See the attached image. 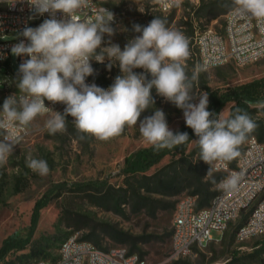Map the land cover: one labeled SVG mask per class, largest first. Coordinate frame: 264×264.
Returning <instances> with one entry per match:
<instances>
[{
	"label": "rangeland",
	"instance_id": "1",
	"mask_svg": "<svg viewBox=\"0 0 264 264\" xmlns=\"http://www.w3.org/2000/svg\"><path fill=\"white\" fill-rule=\"evenodd\" d=\"M108 3L118 14L119 22L112 26L115 30L112 37L104 35L105 44L102 46H106V42L111 40L123 50L130 40L141 35L135 32L134 25L146 27L155 17L164 19L168 27L184 33L189 40V56L184 61L185 71L189 77L194 73L197 74V79L193 81L194 95L205 92L201 87V81L213 89H225L264 76V58L243 66L227 64L197 71L201 66L195 38L192 39L189 35L194 31L195 37L197 32L209 29L222 32L226 16L224 14L218 19L210 20L209 17L199 13L201 0H182L178 7L166 14L160 13L155 8L153 0H108ZM2 6L3 4H0V7ZM95 63L97 62L93 60V64ZM103 63L106 64L105 70L108 72L106 76L113 82L117 76L122 75L118 62L110 70L107 68L109 61L106 59ZM9 70L11 78L5 81V74ZM133 71L139 74L143 73L144 69L137 68ZM98 72L96 70L94 74H99ZM18 75V58L12 54L9 63H0V115L6 98L21 94L16 86ZM147 76L148 79L152 78L150 74ZM151 96L154 105H150L149 109L141 113L140 120L153 115L156 109H161L166 114L170 130L177 131L185 123L183 110L159 96L155 88L151 90ZM192 102L198 103V97ZM254 106L258 107V104ZM230 107L231 103H228L223 108L220 118L228 117ZM255 116L264 118V112L259 111ZM47 119L49 118L41 117L31 122L28 125L29 132L14 147L13 155L8 158L6 164L0 166V247L8 237H27L33 225L37 202L47 195L49 199V202L38 212L33 236L27 248L9 255L8 258L13 259L18 255L28 254L29 257L25 258L26 264L37 258L55 260L61 242L68 236L75 235L82 238L90 231V226L99 229L113 226L128 233L129 237L126 238L129 240L116 242L101 232L102 247L99 248L124 246L131 252L132 247L136 245L135 253L151 264L264 263V234L246 240H238L234 235L235 226L248 211L225 232L222 240V232L213 230V238L220 241L211 242L203 248H195L186 258L175 259L170 257L175 208L165 207L155 216H151L145 210L134 213L129 205H124L125 213L117 214L95 206L81 195L69 191L73 184L90 181H107L117 187L123 185L125 175L122 170L126 157L151 146L139 131V120L136 126H126L121 135L102 141L78 132L71 116L66 118L65 131L50 134L45 127ZM81 135L84 136L83 139H80ZM0 140H2L1 133ZM245 144L244 141L240 147L244 148ZM195 145L196 141L190 143L188 153H193ZM29 156L47 161L49 173L41 176L33 172L27 166ZM194 159H197V155ZM171 160L172 156H166L146 173H154ZM212 174L223 173L213 168L206 179H212ZM214 189H218V185ZM190 191L166 200L177 205L182 196L190 195ZM77 226L86 228L78 230ZM32 250L34 253L41 252V255L30 256ZM16 264L23 263L16 262Z\"/></svg>",
	"mask_w": 264,
	"mask_h": 264
},
{
	"label": "clouds",
	"instance_id": "2",
	"mask_svg": "<svg viewBox=\"0 0 264 264\" xmlns=\"http://www.w3.org/2000/svg\"><path fill=\"white\" fill-rule=\"evenodd\" d=\"M35 11L49 13L38 27H27L21 40L14 45V56H27L19 66L16 86L21 95H12L4 100L3 118L0 129L6 134L0 140V166L7 163L19 144L20 131L37 116L49 115L45 127L50 134L66 130L67 117L71 116L78 132L106 141L122 134L126 126H136L145 141L155 150L184 144L189 141L188 133H173L166 114L156 109L154 114L140 120L141 113L154 105L151 90L177 108L183 110L186 125L191 128L200 147V159L210 165L221 164L240 155L239 146L248 134L257 128L255 120L240 108L233 117L220 118L207 110L208 93H192L194 73L186 74L184 61L189 56V40L183 32L166 25V21L155 17L146 27L134 25L141 35L130 40L121 50L111 40L103 37L115 34L111 26L114 14L105 9L95 21H79L75 17L78 9L88 0H29ZM234 16L254 18L259 30L264 33V0H232ZM180 5V0H175ZM62 12L70 19L57 20L56 13ZM108 60L110 70L117 62L122 75L115 78L107 89L96 84H86V77L94 74L91 61L103 63ZM144 69L135 73L133 69ZM200 68L197 71H203ZM147 74L151 75L148 79ZM198 97V103L192 101ZM45 99L66 105L63 114L45 105ZM264 108V102L258 104ZM216 118H213V117ZM84 136L81 135L80 139ZM27 166L41 176L49 173L47 161L29 156ZM240 177L232 174L220 182L224 189L235 188Z\"/></svg>",
	"mask_w": 264,
	"mask_h": 264
},
{
	"label": "built area",
	"instance_id": "3",
	"mask_svg": "<svg viewBox=\"0 0 264 264\" xmlns=\"http://www.w3.org/2000/svg\"><path fill=\"white\" fill-rule=\"evenodd\" d=\"M0 4H3L0 7V63L7 64L11 61V49L14 45L21 40L25 44L29 43L21 35L23 30L27 27L36 28L51 16L49 13L38 14L29 0H0ZM153 4L163 14L176 7L175 0H153ZM105 9L114 14L111 26L118 24L119 16L108 0H88L85 6L77 10L75 17L81 22L95 21L98 15L104 14ZM55 18L70 19L62 12H57ZM195 45L200 66L205 70L227 64L243 66L264 58V33L259 30L257 21L254 18L234 16L231 10L225 16L222 32L212 29L197 32ZM17 58L19 66L28 59L27 56ZM91 64L93 67V60ZM5 76V81L9 80L11 71L6 72ZM85 82L98 86L92 76L86 77ZM45 105L61 114L66 107L63 103H53L46 99ZM41 117L49 118V115L37 116L34 120ZM0 118H3V112ZM28 132V126L20 131V141ZM0 133L3 140L6 130L0 129ZM212 165L214 170L224 174L222 180L238 174V184L232 189H224L219 184L210 205L204 208L197 207L195 196L184 195L180 198L173 219L171 258H186L195 248H203L211 242L220 241L213 238V230L222 232V240L225 232L247 211L250 213L246 221L236 229L237 239L246 240L264 234V143L252 136L238 156L235 166L227 161L221 164L214 162ZM29 264L151 263L124 246L102 249L90 241L71 235L61 242L57 259L37 258Z\"/></svg>",
	"mask_w": 264,
	"mask_h": 264
},
{
	"label": "trees",
	"instance_id": "4",
	"mask_svg": "<svg viewBox=\"0 0 264 264\" xmlns=\"http://www.w3.org/2000/svg\"><path fill=\"white\" fill-rule=\"evenodd\" d=\"M232 7V1L228 0H201L199 13L213 20L227 14ZM189 37L195 38L194 31ZM105 68V63L93 64L94 71H99V74H93L92 78L95 79L99 87L107 89L114 82L110 77L106 76L108 72H106ZM201 87L208 93V111L219 115L228 103H231V107L226 119L234 116L236 108L246 111L257 123V128L248 134L245 142L252 136H256L259 141L264 143V118L255 116V113L259 111L264 112V108L254 106L264 102V76L225 89H213L202 81ZM213 118L216 117L214 116ZM177 132L188 133L189 141L171 149L164 148L159 151L155 150L153 146L142 148L126 157L125 166L122 170L125 175L122 186L117 187L107 181H90L73 184L69 191L81 195L95 206L117 214H124V205H129L134 213L145 210L149 215L155 216L159 210L165 207L176 208L175 202L166 199H171L189 190H191L190 195L197 198L198 208L209 206L218 191V189L215 190L214 188L220 184L224 174H212V179H206L210 165L200 159L201 150L199 145L196 143L193 153H188L190 143L197 140L198 137L186 123L173 133ZM238 150L241 153L243 148L239 146ZM169 155L172 156V160L169 163L152 174L146 173V171ZM195 155H197V159H194ZM237 158L227 162L231 166H235ZM211 167L213 170V165ZM47 197L37 202L33 225L27 237H8L5 239L0 247V264L27 263L25 258L29 257L28 254L18 255L13 259L8 258V256L27 248L33 236L38 212L49 202ZM249 213H244L245 216L235 226L234 235H236V229L246 221ZM82 228L86 227L77 226L78 230ZM89 230L80 239L90 241L98 247H102L101 232H104L107 237L116 242H127L129 240L126 238L129 237L128 233L120 231L113 226H109L107 229L90 226ZM136 249L137 247L134 245L131 252L135 253ZM30 253V256L41 255V252L34 253L33 250Z\"/></svg>",
	"mask_w": 264,
	"mask_h": 264
}]
</instances>
